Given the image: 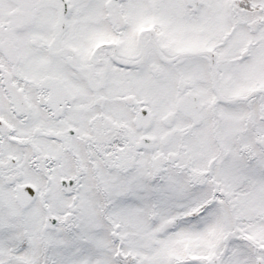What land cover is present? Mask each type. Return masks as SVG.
Instances as JSON below:
<instances>
[{"label": "snow or ice", "instance_id": "6c2138e0", "mask_svg": "<svg viewBox=\"0 0 264 264\" xmlns=\"http://www.w3.org/2000/svg\"><path fill=\"white\" fill-rule=\"evenodd\" d=\"M0 264H264V0H0Z\"/></svg>", "mask_w": 264, "mask_h": 264}]
</instances>
